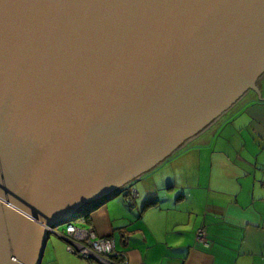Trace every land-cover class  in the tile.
<instances>
[{
	"label": "water",
	"instance_id": "obj_1",
	"mask_svg": "<svg viewBox=\"0 0 264 264\" xmlns=\"http://www.w3.org/2000/svg\"><path fill=\"white\" fill-rule=\"evenodd\" d=\"M263 74L264 0H0V264H40L47 226L260 97Z\"/></svg>",
	"mask_w": 264,
	"mask_h": 264
},
{
	"label": "crops",
	"instance_id": "obj_2",
	"mask_svg": "<svg viewBox=\"0 0 264 264\" xmlns=\"http://www.w3.org/2000/svg\"><path fill=\"white\" fill-rule=\"evenodd\" d=\"M258 91L79 226L113 239L129 264H264V76ZM56 245L63 264H96Z\"/></svg>",
	"mask_w": 264,
	"mask_h": 264
},
{
	"label": "built area",
	"instance_id": "obj_3",
	"mask_svg": "<svg viewBox=\"0 0 264 264\" xmlns=\"http://www.w3.org/2000/svg\"><path fill=\"white\" fill-rule=\"evenodd\" d=\"M137 196L138 191L131 188L128 194V202L133 203ZM64 224L62 230L59 228L60 225L47 226L46 230L63 238L70 253L96 264H129L127 258L116 251L113 239L100 237L94 229L78 227L72 221ZM204 234L203 229H198L196 238L204 239Z\"/></svg>",
	"mask_w": 264,
	"mask_h": 264
},
{
	"label": "rangeland",
	"instance_id": "obj_4",
	"mask_svg": "<svg viewBox=\"0 0 264 264\" xmlns=\"http://www.w3.org/2000/svg\"><path fill=\"white\" fill-rule=\"evenodd\" d=\"M258 85V84H257ZM229 110V109H228ZM227 112V111H226ZM221 117V116H220ZM219 117V118H220ZM218 118V119H219ZM226 119V118H225ZM224 117L220 119L221 123L224 122ZM218 122V120L215 121V124ZM195 138V137H194ZM194 138L188 139L186 143H189L191 140L193 141ZM133 183L136 185L137 182L134 180ZM121 197H123V192L120 193L119 195H117L116 197H114L113 199H111L110 201H108L107 203H112V202H118V200L121 199ZM80 220L76 219L73 222L75 223L76 226L81 227L79 225H83L81 222H79ZM65 224H62L59 226L60 230H62V227H64ZM59 242H62L65 250H66V242L63 241L60 237H58L55 234H50L49 238L46 242L45 248H44V253H43V257L41 259V263L40 264H63L62 261H60L57 256L55 255V253H53V248L56 249V244H59Z\"/></svg>",
	"mask_w": 264,
	"mask_h": 264
},
{
	"label": "flooded vegetation",
	"instance_id": "obj_5",
	"mask_svg": "<svg viewBox=\"0 0 264 264\" xmlns=\"http://www.w3.org/2000/svg\"><path fill=\"white\" fill-rule=\"evenodd\" d=\"M249 91H250V90H249ZM249 91H248V93H249ZM246 94H247V92H246ZM233 106H234V105H233ZM227 111H228V110H227ZM224 114H225V113H224ZM216 120H218V118L215 119L212 123H210V124L205 128V130H206L207 128L213 126V124H215V121H216ZM203 131H204V130H203ZM203 131H202V132H203ZM202 132H201V133H202ZM191 141H192V140H191ZM191 141H190V142H191ZM127 186H128V185H127ZM127 186H126V188H127Z\"/></svg>",
	"mask_w": 264,
	"mask_h": 264
},
{
	"label": "trees",
	"instance_id": "obj_6",
	"mask_svg": "<svg viewBox=\"0 0 264 264\" xmlns=\"http://www.w3.org/2000/svg\"><path fill=\"white\" fill-rule=\"evenodd\" d=\"M264 76V74L262 75V77ZM260 77V79L262 78ZM185 146V145H184ZM41 201H43L46 204H51L50 201L47 198H40Z\"/></svg>",
	"mask_w": 264,
	"mask_h": 264
}]
</instances>
